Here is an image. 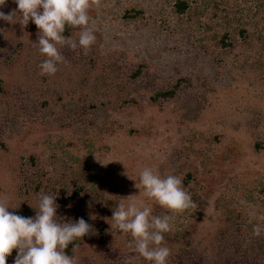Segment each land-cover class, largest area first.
<instances>
[{"label": "rangeland", "instance_id": "obj_1", "mask_svg": "<svg viewBox=\"0 0 264 264\" xmlns=\"http://www.w3.org/2000/svg\"><path fill=\"white\" fill-rule=\"evenodd\" d=\"M166 1L100 0L99 7L94 6L89 10V28L98 33L99 55L103 59H109L114 49H124L125 56L120 57L118 61L122 63L121 58H124L133 62L147 63L150 66V76H154L158 84L169 83L179 76L192 73L194 83L188 94L191 100L194 99L203 105L201 110L195 114V117L194 114L190 115L193 118L191 121L185 122L179 119L183 114V108L179 109L180 104L170 103L155 110L147 107L139 97L136 98L139 104H129L119 109V102L112 104L116 109L108 113L106 130L102 132L92 130L95 133L91 141L94 145L93 149L101 151L100 154H95L96 158L93 161L89 159L87 147L81 139L89 138V135L83 136L80 132L74 134L66 129L49 130L50 137H48L43 132V126H27L25 130L27 129L28 136H16L9 145V150L0 151V197L8 199L11 207L9 212L31 217L34 212L33 207L38 204L40 196L35 197L31 190L25 193L26 178L24 177H29L30 168L28 165L21 167V161L25 162L29 154L38 157L37 163L42 173H46V178L51 181L53 179L54 182L59 181L58 173L53 172V167L50 166V157L55 153L62 154L54 147L55 140L59 139L62 140V145L71 143V146H67L69 151L75 153L76 150H81L80 157L86 159L87 163H94L99 174L104 167H112L108 161L109 155L120 156L124 153L127 157L130 154L134 157L141 152L146 156L151 153L149 160L151 161L160 155L165 158L162 152L156 151V147L161 148L160 145L168 149L178 147L180 151L186 153L187 162L191 163V170H197L202 174L199 181L206 185L204 179L206 174L209 178H207L208 185H213L212 189L215 190L208 189V191H214L216 194L219 192L222 199L216 212L212 207L206 210L202 221H196L195 216L190 215L189 212L176 219V227H187L188 232L191 233L195 231L192 239L199 243V248L211 245L219 226L215 215L220 219L227 216L232 219L240 212L247 218L251 211H257L256 207L259 204H264V150L259 154H253L252 150L253 143H264V44L253 43L256 51L241 50L235 45L214 55V49H211L214 38L211 36L214 32L221 33L224 24H219L220 26L215 28L212 13L206 18L195 20V16H192L191 21L182 20V22L172 13H162L158 18L157 15L149 13L154 12L155 7L161 11ZM195 1L197 7L207 10L208 13L210 9L214 10L211 0ZM234 1L239 2L240 8L243 9L240 10L242 15L247 16L246 14L253 12L245 8L251 7L253 3L248 2L247 5L243 0ZM131 7L147 9L151 20H137L135 24L121 22L122 14ZM14 9H17L14 0H7L0 11L8 14ZM153 21L157 23L154 24ZM38 31L32 21H29L27 26H22L18 11L13 23L0 20V110L6 114L4 117L7 121L20 117L25 108L36 106L37 102L45 101L48 103V108H56L61 112L62 104L73 103L77 98L83 99L84 96H88L85 95L87 91L84 89L82 92L76 91L82 77L79 78L77 75L80 73L75 66V61L78 59L73 58V50L68 49L67 46L60 48L65 62L58 64L57 73L52 76L40 75L39 65L45 57L33 44L38 42ZM78 32L79 29L71 32L73 38L77 40ZM262 41L264 43V38ZM75 53L79 54L77 50ZM101 57L96 59L97 76L99 68L108 64ZM124 80L125 77H122L119 81ZM115 93L114 89L108 91L106 99H110L113 103L116 98ZM58 97H61V101ZM54 119L49 122L51 121L50 125L53 129H57L63 121L57 122ZM7 121H5L6 127L10 125ZM131 128L139 132L145 130V133L148 128L151 133L160 136L142 138L139 137L140 133H137L135 138H130L124 132ZM49 140L52 144L47 142ZM206 140L209 142L206 143ZM153 145L156 147L153 148ZM200 148L209 152L206 156V158L210 156L206 159L207 169L210 168L208 172H204L200 165V156L197 152ZM209 148L212 152L208 150ZM171 152L170 150L168 155ZM161 157L156 162L157 166L163 163ZM124 160L122 157V161ZM48 185L54 188L60 187L53 182ZM205 191L197 192L198 195L196 198L194 196L189 211L203 196L207 197V189ZM56 197L57 194L54 198ZM112 197L124 198L116 193ZM137 199L141 200V197ZM208 204L210 205V200L204 203L207 206ZM130 242L131 237L129 241H125L123 236L111 239L105 246L99 243L85 245L82 242L74 253L76 264H103L108 249L112 253L118 249L124 256L129 255L132 250L125 249V246L129 247ZM17 254V251L13 250L11 256L7 258V264H14ZM110 264H117V260L111 261Z\"/></svg>", "mask_w": 264, "mask_h": 264}, {"label": "trees", "instance_id": "obj_2", "mask_svg": "<svg viewBox=\"0 0 264 264\" xmlns=\"http://www.w3.org/2000/svg\"><path fill=\"white\" fill-rule=\"evenodd\" d=\"M195 2V0H167L163 4L161 11L155 7L153 8L154 12L150 11L149 13L157 15V18L162 16V13H172L180 22L182 20L191 21L192 16H195V20H199L201 17H209L212 13L215 25L217 26L214 25L215 28H218L219 24H224V30L221 33L214 32L211 36L214 38L211 47V49H214V55L222 50L231 49L235 45L240 47L241 50L256 51L255 46H253L255 44L253 43L264 44L262 41L264 38V0H243V3L247 2V5L248 2L253 3L251 7H245L246 10L253 11L249 15L246 14L247 16L241 14L243 9L240 8L239 2L235 3L234 0H211L214 10L210 9V13L205 9L197 7ZM149 16L147 9L143 7H131L124 11L121 16V22L135 24L137 20H151ZM153 23L156 24L157 21H153ZM73 30L72 28L66 29L65 35L73 37L71 34ZM93 33L96 36V41L91 46L87 55L79 47L76 49L79 54L73 51V58L78 59L75 61V66H77L80 72L77 75L79 78L82 77L79 88L76 91L82 92L86 90L85 95L88 96H84L83 99L77 98L73 103L62 104L61 107L63 109L61 112L57 111L56 108H48V103L45 101L37 102L38 105L25 108L24 113L20 117L9 121L4 117L6 114H3L0 110V151L6 152L9 150V145H11L16 136H28V131L27 129L25 130L27 126L40 125L43 126V132L48 137H50L49 130L61 131L66 129L74 132V134L80 132L83 136L89 135V138L81 139L84 140L83 143L87 147L89 159L93 161L101 151L93 149L94 145H92L93 142L91 141H93L95 133L92 130L99 132L106 130L105 125L108 113L110 110L116 109L112 104L119 102L118 109L127 107L129 104H139L136 100L137 97L147 107L155 110H159L170 103L180 104L179 109L183 108V114L180 115L179 119L185 122L191 121L193 118L190 115L194 114L195 117V114L201 110L203 105L199 102L197 103L194 99L191 100V96L188 94L194 83L192 73L179 76L169 83L158 84L156 78L150 76V66L147 63L133 62L124 58H121L122 63L118 61L120 57L125 56L124 49H114L111 51L109 59H103L99 55L98 33ZM99 57L108 62V64L99 68L100 71L97 76L96 59ZM122 77H125V80L119 81ZM42 80L45 81L46 79ZM111 84H114V86ZM112 89L116 91V98L113 103L110 99H106V94ZM58 99L61 101V97H58ZM191 102L192 105H190ZM55 117L56 119H54ZM51 119L57 122L63 121V123L57 129H53L50 125L51 121L49 122ZM5 121L10 122V125L6 127ZM137 133H140L139 137L142 138L160 136L157 133H151L148 128L146 129V133L145 130L139 132L135 128L124 132L130 138H135ZM47 142L52 144L50 140ZM61 142V139L55 140L54 147L62 154L57 155L55 153L50 157V166L53 167V172L58 173L59 181L56 180L54 182L53 179L51 181L49 178H46V173H42V169L39 167V163H37L38 157L33 154H29L25 162L21 161V167L28 165V168L31 170L28 169L29 177H24L26 178V194L29 190L32 191L35 197H39L42 192L53 197L57 194L58 219L64 222H75L82 217L92 226V231L83 240L76 243L80 244L84 242L85 245L99 243L101 246H105L111 239L121 236H123L125 241H129L130 235H124L119 230L111 229L110 224L112 223L113 209L120 202V199L113 198L112 196L114 193L120 194L124 198L132 195L138 196L140 190L135 185L139 183V172L144 167H151L162 176L168 174L178 176L182 180L185 189L189 192L192 201H194V196L196 198L198 195L197 192H206L205 190L207 189V197L203 196L191 211L186 209L175 214L174 218L170 221L171 230L164 234L165 239L163 244L171 252L167 264H264V231L261 232L259 237L254 236L252 233L255 224L259 223L264 226V221L258 219L260 215H264V204H259L256 207L258 208L255 211L256 217L249 215L246 218L240 212H238L239 214L235 213L236 216L234 215L232 219L229 216L220 219L215 215L219 226L209 247L199 248V243L194 242L192 239L195 231L191 233L188 232L187 227H176V219L183 217V214L186 212L195 216L196 221H202L206 215V210L212 207L214 212H216L219 203L222 202L221 194L219 192L217 194L214 193L215 190L214 188L212 189L214 186L208 185L207 175L204 174L206 183L204 185L199 181L202 174L198 173L197 170H191V163L187 162L188 156L186 153L184 154L180 151L178 147L168 149L164 145H160L161 148L153 145V148L156 147V151L162 152L165 157L162 158L160 155L163 163L158 166L156 162L160 160V157L156 156L149 161L151 153H148V156H146L141 152L137 156L134 155V157L131 154L127 157L124 153L120 156L109 155L108 161L112 167H104L99 174L94 163H87L85 162L86 159L80 157L79 153L81 150L78 149L73 153L67 148V146H71V143L68 142L66 145H62ZM207 142L209 141L206 140ZM206 143L204 146H206ZM202 148L197 149L201 162L199 163L203 171L208 172L210 168L207 169L206 159H209L210 156L206 158L209 152L203 151ZM170 150L172 152L168 155ZM208 150L212 152L211 148ZM252 150L253 154L261 153L264 150V143H253ZM128 153H130V150ZM122 157H124V161H122ZM135 160L136 162H134ZM179 160L181 161L180 163L178 162ZM43 181L44 184H42ZM51 182L59 184L58 187H60L54 188L53 186H49L48 184ZM208 189L214 191L209 192ZM138 197H141V200L146 204H150L153 209V215L164 216L170 214L155 203L147 201L145 197ZM208 199L210 200V205H204V203H208ZM32 210L34 212L31 214V217H35L36 210ZM226 211L229 212L227 209ZM213 220L215 219L213 218ZM72 247V245H69V248L66 250L70 256L73 255ZM125 249H130V247L125 246ZM106 252L104 257L106 261H103V264H110L113 260H117V264H150V262L139 257L133 251H130V254L125 256L118 249L113 253L110 252V249ZM112 255L116 258L112 257Z\"/></svg>", "mask_w": 264, "mask_h": 264}, {"label": "clouds", "instance_id": "obj_3", "mask_svg": "<svg viewBox=\"0 0 264 264\" xmlns=\"http://www.w3.org/2000/svg\"><path fill=\"white\" fill-rule=\"evenodd\" d=\"M6 2L0 0V8ZM14 3L17 9L8 14L0 11V20L13 23L18 11L22 26H27L29 21L35 23L39 30L38 42L33 44L45 57L39 65L42 76L55 75L58 64L65 62L60 48L67 46L75 51L79 47L87 55L96 41L89 28V10L99 7L100 0H14ZM68 28L79 29L78 40L65 35ZM135 186L140 190L138 196L145 197L170 214L153 215L150 204L132 195L120 199L113 209L111 229L130 235L131 250L150 264H167L171 252L163 246L164 234L171 230L170 221L175 214L192 207V198L178 176H162L151 167L140 170L139 183ZM9 208L8 199L0 197V264H7L13 250L18 253L14 264H76L74 253L80 247L76 242L92 231V226L84 218L75 222L58 219L56 198L43 192L37 206L33 207L35 217L16 215L9 212ZM250 216L256 217V213L252 212ZM258 219L264 221V215ZM262 231L264 226L261 224L253 226L254 236L259 237ZM69 245L73 246L71 256L66 251Z\"/></svg>", "mask_w": 264, "mask_h": 264}]
</instances>
